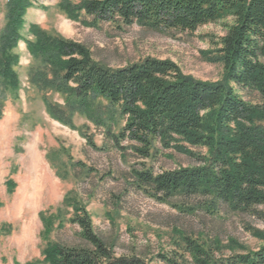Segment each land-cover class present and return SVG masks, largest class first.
Returning a JSON list of instances; mask_svg holds the SVG:
<instances>
[{
    "label": "trees",
    "instance_id": "16d2710c",
    "mask_svg": "<svg viewBox=\"0 0 264 264\" xmlns=\"http://www.w3.org/2000/svg\"><path fill=\"white\" fill-rule=\"evenodd\" d=\"M32 0H8L6 24L0 32V118L9 96H17L23 17ZM68 18L85 23L131 26L155 31L193 32L231 16L218 41L216 60L224 63L217 82L186 76L170 59L146 57L112 67L96 60L85 44L30 26L27 48L40 63L30 81L41 91L59 92L64 104L45 102L51 117L74 127L76 113L107 127L115 142L129 138L142 158H149L154 141L187 152L197 164L153 171L132 168L137 189L180 212L247 214L264 221V104L244 99L239 91L264 101V0H59ZM104 102L106 104H104ZM125 120L113 133L116 116ZM88 138V137H87ZM187 142L192 149L181 144ZM88 142L93 144L91 138ZM193 148H199L194 151ZM76 208V207H75ZM71 222L80 228L81 242H52L44 249L49 264H147L137 255H118L93 227L88 211L77 207ZM62 228V226H60ZM251 230V229H250ZM252 233L258 235L257 230ZM185 251L196 264H264V245L255 251H232L217 257L211 247L182 235ZM217 244L218 242L215 241ZM159 254L166 264H179Z\"/></svg>",
    "mask_w": 264,
    "mask_h": 264
},
{
    "label": "rangeland",
    "instance_id": "374dc122",
    "mask_svg": "<svg viewBox=\"0 0 264 264\" xmlns=\"http://www.w3.org/2000/svg\"><path fill=\"white\" fill-rule=\"evenodd\" d=\"M7 1L0 0V32L6 24ZM58 4L59 0H32L23 17L22 38L14 49L20 85L17 96L8 97L0 118V264H49L43 252L50 243H80V228L71 222L77 207L88 211L94 230L116 254L137 255L147 264H166L158 255L175 259L176 252L183 255L179 264H196L185 251L183 234L211 247L217 257L262 247L264 221L247 214L180 212L133 184L132 168L146 165L160 172L197 164L187 152L156 140L151 156L142 158L134 150L138 144L126 138L115 145L107 127L84 114L74 115L72 128L47 110L45 96L64 104L63 96L41 91L30 81L33 70L40 67L27 48V40L33 38L30 26L37 24L49 33L85 44L96 60L112 67L146 57L170 59L186 76L217 82L224 77V63L215 58L216 43L232 17L224 16L193 32L110 22L94 27L85 23L90 18L83 11L79 19H71ZM239 93L264 104L257 94ZM124 124L116 116L113 133L118 134ZM181 144L192 149L185 141Z\"/></svg>",
    "mask_w": 264,
    "mask_h": 264
}]
</instances>
